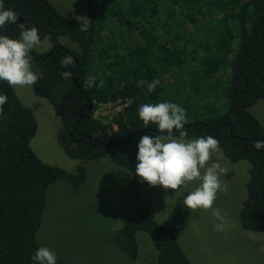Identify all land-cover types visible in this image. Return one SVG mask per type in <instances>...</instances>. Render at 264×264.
Here are the masks:
<instances>
[{
  "label": "trees",
  "instance_id": "1",
  "mask_svg": "<svg viewBox=\"0 0 264 264\" xmlns=\"http://www.w3.org/2000/svg\"><path fill=\"white\" fill-rule=\"evenodd\" d=\"M2 3L19 18L0 35L17 38L23 23L50 43L47 51L30 53L33 71L43 73L30 88L59 119L56 141L68 158L107 159L128 171L134 184L139 140L159 134L154 124L144 127L139 107L176 103L187 113L184 139L211 135L229 161L248 163L237 218L242 229L264 236V149L254 147L264 141V127L248 112L264 101V0H84L91 20L86 32L47 0ZM63 38L76 47L63 45ZM68 55L75 67L65 69L60 60ZM63 71L71 78L64 80ZM90 75L104 86L86 88ZM154 79L160 84L149 92ZM0 94L8 97L0 114V264H34L48 186L64 179L75 190L86 170L78 164L69 173L42 162L29 145L36 132L32 110L6 81L0 80ZM118 98L128 102L124 115L106 121L92 116L99 103ZM138 231L150 236L157 264H190L172 231L135 193L134 215L111 234L129 260L137 256Z\"/></svg>",
  "mask_w": 264,
  "mask_h": 264
},
{
  "label": "rangeland",
  "instance_id": "2",
  "mask_svg": "<svg viewBox=\"0 0 264 264\" xmlns=\"http://www.w3.org/2000/svg\"><path fill=\"white\" fill-rule=\"evenodd\" d=\"M47 1L69 19L77 21L75 17L86 15L84 0ZM61 42L76 47L64 38ZM49 47V41L42 38L33 50L42 53ZM13 90L32 110L36 120V132L29 142L33 153L42 162L69 173L74 172L78 164H83L86 170L84 182L75 190L64 179L52 182L46 190L35 240L39 246H47L56 253V264H157L156 251L147 233H135L137 256L133 260L125 258L111 241L113 231L134 215L135 193L138 200L151 209L154 220L172 231L190 264H264L263 234L242 229L237 218L246 196V161L231 162L218 149L208 162L209 165L218 162L229 169L226 175L220 176L228 191L218 192L213 204V208L226 213L225 227L214 231L210 209L193 211L183 204L184 197L195 190L200 181L188 182L177 190H165L159 185L150 186L138 175L133 184L128 171L107 159L85 162L70 159L56 141L60 121L50 104L34 95L30 86ZM248 112L264 127L263 100H257Z\"/></svg>",
  "mask_w": 264,
  "mask_h": 264
},
{
  "label": "clouds",
  "instance_id": "3",
  "mask_svg": "<svg viewBox=\"0 0 264 264\" xmlns=\"http://www.w3.org/2000/svg\"><path fill=\"white\" fill-rule=\"evenodd\" d=\"M18 14L12 9H4L0 0V28L7 24H16ZM81 31H88L91 20L86 16L75 17ZM19 35L10 38L0 35V80L6 81L11 87H24L36 85L43 79V73L33 71L31 51L40 44V36L35 26L26 27L19 24ZM62 68L75 67L71 55L63 56L60 60ZM71 71L61 72L64 80L71 78ZM144 81L138 82L142 86ZM160 81L157 79L148 83L149 92L155 91ZM96 86L102 88L104 81L96 84V77L90 75L85 81V87ZM8 97L0 94V114ZM139 118L144 127L156 125L159 134L155 136L143 135L138 143L135 174L150 186H162L165 190H177L188 182L197 180L201 183L195 190L189 192L183 199V204L190 210H211L214 217L213 230L222 231L225 227L226 213L220 208H213L218 192L226 193L227 185L220 179L229 169L222 167L218 162L209 161L213 152L219 149V141L213 136L200 137L186 141L187 132L184 125L187 122V113L183 107L176 103L160 102L157 104L145 103L138 109ZM173 130L179 132V138L173 137ZM166 133V135H164ZM257 150L264 149V141L254 142ZM203 169V172L201 171ZM34 264H56V253L47 246H40L31 257Z\"/></svg>",
  "mask_w": 264,
  "mask_h": 264
},
{
  "label": "built area",
  "instance_id": "4",
  "mask_svg": "<svg viewBox=\"0 0 264 264\" xmlns=\"http://www.w3.org/2000/svg\"><path fill=\"white\" fill-rule=\"evenodd\" d=\"M128 102L125 99L118 98L112 102L99 103L93 110V116L102 121L110 120L117 115H124Z\"/></svg>",
  "mask_w": 264,
  "mask_h": 264
},
{
  "label": "water",
  "instance_id": "5",
  "mask_svg": "<svg viewBox=\"0 0 264 264\" xmlns=\"http://www.w3.org/2000/svg\"><path fill=\"white\" fill-rule=\"evenodd\" d=\"M88 112H91V104H88Z\"/></svg>",
  "mask_w": 264,
  "mask_h": 264
}]
</instances>
